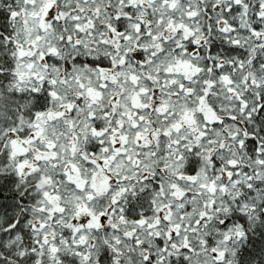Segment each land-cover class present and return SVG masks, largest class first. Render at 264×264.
<instances>
[{
  "label": "snow or ice",
  "instance_id": "snow-or-ice-1",
  "mask_svg": "<svg viewBox=\"0 0 264 264\" xmlns=\"http://www.w3.org/2000/svg\"><path fill=\"white\" fill-rule=\"evenodd\" d=\"M0 264H264V0H0Z\"/></svg>",
  "mask_w": 264,
  "mask_h": 264
}]
</instances>
